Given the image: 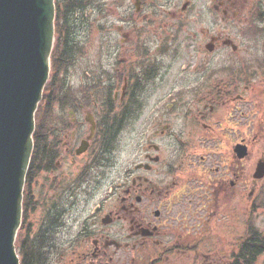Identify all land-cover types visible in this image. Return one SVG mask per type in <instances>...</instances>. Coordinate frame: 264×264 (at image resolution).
I'll return each instance as SVG.
<instances>
[{
  "label": "flooded vegetation",
  "instance_id": "flooded-vegetation-1",
  "mask_svg": "<svg viewBox=\"0 0 264 264\" xmlns=\"http://www.w3.org/2000/svg\"><path fill=\"white\" fill-rule=\"evenodd\" d=\"M258 5L54 0L53 109L24 176L22 264H233L251 132L264 134Z\"/></svg>",
  "mask_w": 264,
  "mask_h": 264
},
{
  "label": "water",
  "instance_id": "water-1",
  "mask_svg": "<svg viewBox=\"0 0 264 264\" xmlns=\"http://www.w3.org/2000/svg\"><path fill=\"white\" fill-rule=\"evenodd\" d=\"M53 15L52 0H0V264H18L13 242L33 114L48 73ZM263 175L259 161L254 177Z\"/></svg>",
  "mask_w": 264,
  "mask_h": 264
},
{
  "label": "rangeland",
  "instance_id": "rangeland-1",
  "mask_svg": "<svg viewBox=\"0 0 264 264\" xmlns=\"http://www.w3.org/2000/svg\"><path fill=\"white\" fill-rule=\"evenodd\" d=\"M239 29H240V26H239ZM260 40H261V37L257 39L256 43L252 44V46H255V48H253V50L250 52L251 55L258 56V53H262L264 51V43H263L264 35L262 37L263 49L261 48ZM239 41L241 44V48H243L239 52V55L244 57L245 55L244 48L246 46V42L244 43L245 40L243 41L242 37H239ZM74 89H76V87ZM51 109H53V107L50 108V110ZM256 128L258 129L259 132H255L253 129L251 132V137H253V135L257 136V141L252 142V146H251L252 173L254 171L256 161L259 158L258 156L264 152V134L263 135L260 134L259 125H257ZM251 188H252V195H251V205H250V223L252 222V224H254L256 227H258L260 230L264 232V206H263L264 205V178L258 180L256 183H253V181H251ZM259 203H262L261 207L258 206ZM243 227L244 225L242 223L235 225L234 230H233L235 238L237 237L238 234L242 232ZM18 239H19V228L16 233L15 240H14L15 246L18 245ZM15 249H16V252L18 253L17 247ZM255 264H264V254H261L258 257Z\"/></svg>",
  "mask_w": 264,
  "mask_h": 264
},
{
  "label": "trees",
  "instance_id": "trees-1",
  "mask_svg": "<svg viewBox=\"0 0 264 264\" xmlns=\"http://www.w3.org/2000/svg\"><path fill=\"white\" fill-rule=\"evenodd\" d=\"M44 104L41 105L43 109L47 108ZM37 139L38 133L36 132L34 135L35 142H37ZM258 206L261 207L262 203H259ZM247 241L241 238L237 251L234 253L233 264H255L258 257L264 254V232L252 222L250 223L249 239Z\"/></svg>",
  "mask_w": 264,
  "mask_h": 264
}]
</instances>
